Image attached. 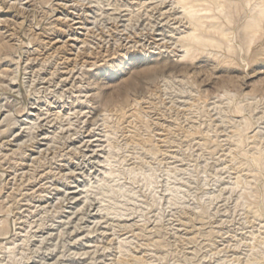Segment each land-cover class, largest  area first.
<instances>
[{
  "label": "rangeland",
  "instance_id": "1",
  "mask_svg": "<svg viewBox=\"0 0 264 264\" xmlns=\"http://www.w3.org/2000/svg\"><path fill=\"white\" fill-rule=\"evenodd\" d=\"M0 264H264V0H0Z\"/></svg>",
  "mask_w": 264,
  "mask_h": 264
}]
</instances>
